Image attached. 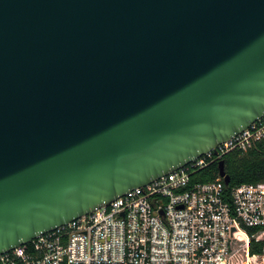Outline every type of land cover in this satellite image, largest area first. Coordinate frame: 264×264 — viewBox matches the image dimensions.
<instances>
[{
    "label": "water",
    "instance_id": "obj_1",
    "mask_svg": "<svg viewBox=\"0 0 264 264\" xmlns=\"http://www.w3.org/2000/svg\"><path fill=\"white\" fill-rule=\"evenodd\" d=\"M262 114L264 0H0V252Z\"/></svg>",
    "mask_w": 264,
    "mask_h": 264
},
{
    "label": "built area",
    "instance_id": "obj_2",
    "mask_svg": "<svg viewBox=\"0 0 264 264\" xmlns=\"http://www.w3.org/2000/svg\"><path fill=\"white\" fill-rule=\"evenodd\" d=\"M262 139L264 114L145 185L1 251L0 264H264V246L248 252L264 228V178L229 188L217 171L191 179Z\"/></svg>",
    "mask_w": 264,
    "mask_h": 264
},
{
    "label": "trees",
    "instance_id": "obj_3",
    "mask_svg": "<svg viewBox=\"0 0 264 264\" xmlns=\"http://www.w3.org/2000/svg\"><path fill=\"white\" fill-rule=\"evenodd\" d=\"M223 171L228 176L226 188L242 182H256L264 178V139L254 142L245 151L231 150L222 158ZM217 167L211 163L201 169L194 171L191 179L198 181L210 180L216 175ZM246 234L256 230L254 226H242ZM258 239L249 240L248 252L261 253L264 246V228L258 233ZM239 263V260L234 261Z\"/></svg>",
    "mask_w": 264,
    "mask_h": 264
}]
</instances>
